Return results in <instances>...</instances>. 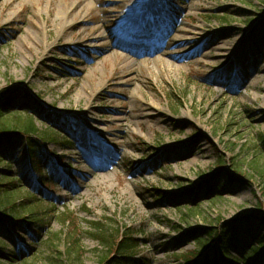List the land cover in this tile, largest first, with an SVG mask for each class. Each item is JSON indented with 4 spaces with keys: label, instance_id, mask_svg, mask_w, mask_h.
I'll use <instances>...</instances> for the list:
<instances>
[{
    "label": "rangeland",
    "instance_id": "obj_1",
    "mask_svg": "<svg viewBox=\"0 0 264 264\" xmlns=\"http://www.w3.org/2000/svg\"><path fill=\"white\" fill-rule=\"evenodd\" d=\"M149 8L162 16L132 33L128 16ZM207 39L204 57L190 54ZM6 97L1 121L30 117L39 139L0 136L2 182L49 215L43 231L19 217L1 228L0 264H65L73 238L72 264H104L97 225L134 233L129 264H203L208 253L212 264H264V226L251 219L264 214V178L250 166L264 167V0H0ZM237 219L235 234L223 230Z\"/></svg>",
    "mask_w": 264,
    "mask_h": 264
},
{
    "label": "trees",
    "instance_id": "obj_2",
    "mask_svg": "<svg viewBox=\"0 0 264 264\" xmlns=\"http://www.w3.org/2000/svg\"><path fill=\"white\" fill-rule=\"evenodd\" d=\"M31 101L32 106L31 109L34 110L38 114H42L45 112L44 107L39 103L37 100L33 99L32 96L27 95ZM1 99V98H0ZM11 103V97H6L4 101L0 100V118L2 115H4L3 110H9ZM3 108V109H1ZM20 118V117H15ZM14 127H11L6 121H1L0 119V136H6L7 138H10V134L12 132H23L25 135L34 136L35 132L37 131V126L34 124L33 120L28 117V120L25 124L21 125L19 122L14 120L12 123ZM12 125V126H13ZM45 135H49L50 133L45 132ZM259 141L264 148V135L259 136ZM67 142V141H65ZM34 143L35 140L27 139V146L30 152V158L33 162L36 163L35 158L36 155L34 152ZM235 158L231 159L232 166L236 167L238 166V163L234 162ZM223 159L220 157L218 159V164H222ZM39 164V162H38ZM34 165V164H33ZM252 170H254L257 174L262 176L264 178V167H261L256 163L255 160L251 161L250 164ZM6 183L2 182L1 175H0V229L4 228L6 224H12L15 225V223L12 222V219L19 217V220L26 224H36L40 231H43L46 227L47 221L44 220V217H47L49 214H42V216L38 215V213L35 211L34 207H25V205H18L14 199V191L6 187ZM210 192V191H209ZM208 192V194H209ZM261 196L264 197V181L263 185L261 187ZM26 208V213L30 214V216L34 215L33 221H27L26 217L20 214V211L22 208ZM53 212L52 209H49V212ZM53 214H55L53 212ZM20 215V216H19ZM252 220H257L261 223V225L264 226V214L263 211L258 209L256 214H253L251 216ZM250 219V220H251ZM61 220L63 221H70L67 216H62ZM249 220V219H248ZM247 220V221H248ZM245 220H233L230 222L224 223V229L229 230L231 234H235V231L238 226L243 224ZM116 237L113 238V232L108 233L105 229H103L101 226L97 225L94 227V236L97 240H99V244L104 249L102 251V254L100 255V261L104 264H129L131 261V256L133 253H135L136 247H137V241L133 238L134 233L126 227H116L115 229ZM222 230V232H223ZM191 237H196V234L191 233ZM230 240V239H229ZM198 244L200 247H207L208 242L202 238L198 239ZM262 240L259 239L257 241V244L261 243ZM70 246L67 248L66 251V258L68 259V262L65 264H70L71 262L75 261L80 256L79 251V242L73 238L70 239ZM211 249V248H210ZM250 253L247 255V257L243 258L242 260H250V257L257 254V248L255 246L250 247L249 249ZM191 253V252H190ZM199 256V252L186 254L181 258H184L185 261L190 262H196L197 257ZM261 260H264V255L260 257ZM257 261V260H255ZM249 261V264H256L257 262ZM214 263V254L208 253L206 256V259L204 260V264H212ZM72 264V263H71Z\"/></svg>",
    "mask_w": 264,
    "mask_h": 264
},
{
    "label": "bare ground",
    "instance_id": "obj_3",
    "mask_svg": "<svg viewBox=\"0 0 264 264\" xmlns=\"http://www.w3.org/2000/svg\"><path fill=\"white\" fill-rule=\"evenodd\" d=\"M74 2V1H73ZM78 5L81 7L83 4H81V2H78ZM65 13L64 14H71V13H74L75 15L78 13L76 12L74 9H71L70 11H64ZM163 12V11H162ZM162 12H160L159 9H147V11L145 12H142L140 13V15L137 17V16H133V15H129L128 17L131 18V23H129L128 25L130 26V28H132V33L134 32V34H136L137 31H139L140 29L146 31L148 29L149 26L153 25V22L159 18L160 16H162ZM101 36V33H99L98 35H95L93 36L94 38H98ZM182 38V36H179L177 39L180 41ZM162 41V39H158L157 41V44H160ZM210 42L211 40L210 39H207L206 41L204 42H199L198 44H196L193 48V50L190 51V54H201L199 58H202L204 57L206 54L204 52V49L205 47H208L210 46ZM117 44H121V42H117ZM54 45V42L51 41L46 47L45 49H50L52 48ZM127 47V46H125ZM149 47V46H147ZM186 53V52H185ZM177 57L179 56L178 54L176 55ZM236 60L234 59V62ZM255 61V60H254ZM237 62V61H236ZM95 166V165H93ZM97 167V166H96ZM81 171V175L84 176V175H87V174H92V175H95V174H98V170L94 171V170H88V169H84V170H80Z\"/></svg>",
    "mask_w": 264,
    "mask_h": 264
}]
</instances>
